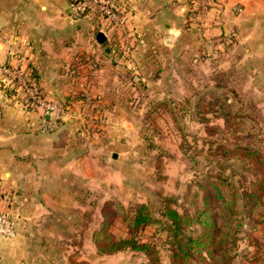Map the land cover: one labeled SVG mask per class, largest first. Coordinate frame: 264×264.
<instances>
[{
	"label": "crops",
	"instance_id": "obj_1",
	"mask_svg": "<svg viewBox=\"0 0 264 264\" xmlns=\"http://www.w3.org/2000/svg\"><path fill=\"white\" fill-rule=\"evenodd\" d=\"M131 1L139 34L127 59L112 46L116 26L100 18H71L70 0H0V185L11 196L10 201L0 197V210L10 212L18 227L15 237L0 239V264H132L129 256H119L122 251L95 250L93 200L122 191L129 150L141 143L125 136L139 126L128 107L127 72H143L150 64L145 34L153 31L158 41L164 36L163 45L153 48L161 65L152 81L146 77L157 99L166 87L169 102L192 100L191 84L200 80L186 72L203 64L198 56L211 50L220 59L214 69L228 65L226 75L242 83L240 94L264 110V0H223L205 9L201 0ZM235 5L242 11L233 12ZM99 31L107 35L104 43L97 40ZM19 58L32 68L43 94L77 101L71 105L74 117L56 130L41 131L50 117L6 94L2 67ZM212 80L223 83L222 76ZM84 86L94 90L103 113L94 128L81 119L83 98L76 95ZM251 230L260 243L248 264H264V218Z\"/></svg>",
	"mask_w": 264,
	"mask_h": 264
},
{
	"label": "rangeland",
	"instance_id": "obj_2",
	"mask_svg": "<svg viewBox=\"0 0 264 264\" xmlns=\"http://www.w3.org/2000/svg\"><path fill=\"white\" fill-rule=\"evenodd\" d=\"M119 3L125 8L126 21L114 29L118 35L112 46L129 59L133 48L128 55L124 51L136 45L138 27L132 21V1ZM190 6L193 8L194 4ZM145 27L146 24L140 28ZM223 35V40H230ZM141 38L151 48L147 55L150 64L143 72L136 68L127 72L128 86H132L128 107L139 126L131 136L125 134L132 143H141L129 150L122 191L117 194L113 190L107 197L94 196L95 250L101 253L100 245L134 236L149 247L127 248L119 256H129L132 264H150L152 257L161 264H178L173 261L169 219L162 216L168 204L183 218L187 238L201 242L195 243L186 264H248L260 243L251 227L264 218V110L253 100L250 103L244 99V92L241 95L239 90L241 81L234 84L226 75L230 73L228 65L220 72L214 69L220 59L211 50L198 56L203 64L189 67L186 72L200 80L198 85L191 84L192 100L169 102L166 87L160 92L163 98L157 99L155 88L146 77L152 81L156 66L161 65L153 48L163 45L164 36L158 41L151 31ZM166 43H171V39H166ZM230 44H226V49ZM142 75L145 79H139ZM221 76L223 83L216 85L212 79ZM84 87L86 90L76 96L84 99L88 92L95 98L94 90ZM177 92L180 96L185 94L182 87ZM57 99L63 103L67 100ZM79 105L83 115V102ZM98 110V106L94 107L92 114L103 119ZM81 119L92 128L100 121ZM141 204L147 205L155 224L132 226V210L136 212Z\"/></svg>",
	"mask_w": 264,
	"mask_h": 264
},
{
	"label": "built area",
	"instance_id": "obj_3",
	"mask_svg": "<svg viewBox=\"0 0 264 264\" xmlns=\"http://www.w3.org/2000/svg\"><path fill=\"white\" fill-rule=\"evenodd\" d=\"M223 0H201L204 9L209 5L222 4ZM233 12H241L242 8L238 5L233 6ZM125 8L119 5V0H70L69 16L73 19L98 17L104 19L108 24L119 26L126 21ZM131 47L126 48L125 52H130ZM24 59V58H23ZM22 58L17 59L16 63H6L2 67V82L18 92L22 98L29 102L31 110L41 112L43 116H49L50 119H44L40 130L48 132L56 130L63 122L74 117L72 106L65 105L58 99L50 98L39 91L34 76V72L29 65L22 62ZM25 61V60H23ZM83 107L89 122L102 121L98 115H93L92 110L97 106L96 98L86 92L83 99ZM0 197L10 201L11 196L4 193L0 185ZM18 234L17 219L10 212L0 210V239L12 238Z\"/></svg>",
	"mask_w": 264,
	"mask_h": 264
},
{
	"label": "trees",
	"instance_id": "obj_4",
	"mask_svg": "<svg viewBox=\"0 0 264 264\" xmlns=\"http://www.w3.org/2000/svg\"><path fill=\"white\" fill-rule=\"evenodd\" d=\"M120 4V3H119ZM98 19V17H93ZM36 77V76H35ZM36 79V78H35ZM3 88L8 95V97L12 98L14 101L18 100L20 103H22L25 108L28 110H31V106L29 105V102L22 98V96L16 92L15 88H10L9 86H6L3 83ZM41 92L42 90L38 88ZM65 105H72V101L70 99L64 100ZM32 111V110H31ZM264 192V191H263ZM164 212L162 213V216L169 219V231L171 233V250H172V256L174 263L178 264H186L187 260L191 258L192 256V250L195 246V243L198 245H201V242H197L194 238H187L186 231L183 229V218L178 214V211L171 208L170 206L165 205L164 206ZM131 224L133 227H139L140 225L144 224H151L154 221L152 220L151 214L149 210L147 209V205L141 204L138 206V209H136V212L132 210L131 213ZM185 220V219H184ZM161 222V221H160ZM206 222V221H205ZM207 223V222H206ZM101 251L104 253H115L118 251H124L127 248H131L133 250H146L149 245L143 243H139L138 240L134 237H128V238H121L117 241H111L108 244L104 246H99ZM149 256H153V254L148 253ZM150 264H161L158 258H151Z\"/></svg>",
	"mask_w": 264,
	"mask_h": 264
},
{
	"label": "water",
	"instance_id": "obj_5",
	"mask_svg": "<svg viewBox=\"0 0 264 264\" xmlns=\"http://www.w3.org/2000/svg\"><path fill=\"white\" fill-rule=\"evenodd\" d=\"M97 40L100 43H104L107 40V35L105 34V32L99 31L98 34H97Z\"/></svg>",
	"mask_w": 264,
	"mask_h": 264
}]
</instances>
